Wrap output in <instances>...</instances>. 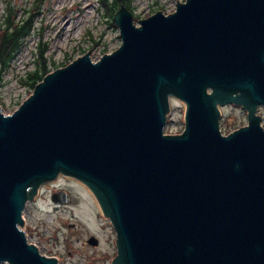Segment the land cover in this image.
Here are the masks:
<instances>
[{"label":"water","instance_id":"obj_1","mask_svg":"<svg viewBox=\"0 0 264 264\" xmlns=\"http://www.w3.org/2000/svg\"><path fill=\"white\" fill-rule=\"evenodd\" d=\"M114 20L116 49L49 71L12 112L0 104V263L59 264L23 226L62 173L110 219L112 264H264V0H183L138 23L123 4ZM174 98L185 126L166 133ZM226 103L248 117L228 133Z\"/></svg>","mask_w":264,"mask_h":264},{"label":"rangeland","instance_id":"obj_2","mask_svg":"<svg viewBox=\"0 0 264 264\" xmlns=\"http://www.w3.org/2000/svg\"><path fill=\"white\" fill-rule=\"evenodd\" d=\"M17 9L15 20L21 22L33 13L32 31L24 48L12 59V65L0 83V104L6 113L14 111L33 91L20 82V76L34 66L38 44L48 45L45 57L51 70L58 64L69 63L91 52L94 60L120 46V29L110 21L102 0H10ZM183 0H133L131 9L136 23L139 19L161 9L171 12ZM7 0H0V28L7 14ZM56 64H55V63ZM65 65V64H64ZM221 128L224 133L248 123L247 110L239 104L221 105ZM186 104L171 99V110L164 131L181 132L185 126ZM264 126V105L258 107ZM58 183L75 194L69 205L53 206L46 199L29 201L24 210V228L30 241L43 253L59 257L60 264H112L117 253L116 232L99 203L91 200L78 183L61 176ZM43 197V195H42ZM94 234L99 244L84 243ZM0 264H10L2 262Z\"/></svg>","mask_w":264,"mask_h":264},{"label":"trees","instance_id":"obj_3","mask_svg":"<svg viewBox=\"0 0 264 264\" xmlns=\"http://www.w3.org/2000/svg\"><path fill=\"white\" fill-rule=\"evenodd\" d=\"M7 2V15L5 21L2 22L3 26L0 28V83L3 80L4 73L11 68L12 59L24 48L33 27V13L18 22L15 20L16 6L10 0H7ZM102 2L107 8L110 21L114 20L115 12L121 5L124 4L130 10L133 9V0H102ZM47 47L46 43L39 42L38 56L34 60L33 68L28 69L25 75L20 76V82L30 90L34 89L36 84L51 71V63L44 54ZM64 64L66 63L58 64L56 68Z\"/></svg>","mask_w":264,"mask_h":264},{"label":"flooded vegetation","instance_id":"obj_4","mask_svg":"<svg viewBox=\"0 0 264 264\" xmlns=\"http://www.w3.org/2000/svg\"><path fill=\"white\" fill-rule=\"evenodd\" d=\"M61 176L69 177V178H71L72 181H74L75 183H78L87 193H89L91 200H93L95 203H98L97 198L94 195V193L90 190V188L83 181H81L80 179H78L74 176H70V175H66V174H62V173H60L56 179L41 184V186L39 187L38 195L35 198H33L31 200V202L37 203L38 201H40V198L41 199L44 198L48 201V203L53 204V206H55V207L62 206V205L69 206L74 201L75 194L71 190V188L69 189V188L65 187L64 185H61L60 183H58ZM62 191H66L69 193V201H67V202L62 201V200H64V198L68 197V195ZM54 194H55V198H54ZM42 195H43V197H42ZM91 236H96V235L90 234L87 238H85L84 243L89 242L88 239ZM52 256H55V255H52ZM58 259H59V257H58ZM59 264H60V260H59Z\"/></svg>","mask_w":264,"mask_h":264}]
</instances>
